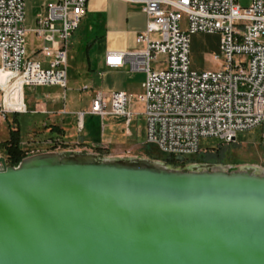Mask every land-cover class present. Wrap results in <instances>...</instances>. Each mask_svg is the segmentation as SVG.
Instances as JSON below:
<instances>
[{"label": "water", "instance_id": "95a60500", "mask_svg": "<svg viewBox=\"0 0 264 264\" xmlns=\"http://www.w3.org/2000/svg\"><path fill=\"white\" fill-rule=\"evenodd\" d=\"M0 264H264V174L92 155L42 154L15 167L0 158Z\"/></svg>", "mask_w": 264, "mask_h": 264}, {"label": "built area", "instance_id": "2783aa9c", "mask_svg": "<svg viewBox=\"0 0 264 264\" xmlns=\"http://www.w3.org/2000/svg\"><path fill=\"white\" fill-rule=\"evenodd\" d=\"M25 0H0V116L27 113L25 87L67 85L70 39L85 15L88 0H46L47 14L33 33L41 46L26 55ZM141 5L145 29L137 50L109 52L105 66L144 74L137 99L145 120V144L165 157H190L199 140L223 144L239 132L264 125V0L240 8L236 0H122ZM218 34L220 67L190 68V37ZM159 56L164 59L152 66ZM132 95L93 92L88 114L121 118L126 133L132 119ZM84 114H79L82 129Z\"/></svg>", "mask_w": 264, "mask_h": 264}, {"label": "rangeland", "instance_id": "374dc122", "mask_svg": "<svg viewBox=\"0 0 264 264\" xmlns=\"http://www.w3.org/2000/svg\"><path fill=\"white\" fill-rule=\"evenodd\" d=\"M25 50L26 55L31 56L33 51L39 47L38 41L33 35L34 21L37 14V1L25 0ZM240 8H247L250 0H236ZM96 20V19H94ZM89 22L81 24L73 40L69 42L68 56L74 53L76 63L84 59V53L80 50V42L89 41L91 32L88 30ZM93 24H96L95 21ZM100 26V25H99ZM94 26L92 36H100L101 29ZM218 34L196 33L190 37V68L196 72L215 71L219 69L222 59L219 57ZM264 43V38L261 39ZM164 59L159 56L152 66L158 65ZM74 63V66H76ZM73 63L68 60L67 86L65 89L59 87H25L24 101L26 106L29 102L49 103L56 105L57 109H63L60 117L64 120V126L68 132L77 134L79 122V111L83 114V133L90 135L92 139L100 140L92 144V147L77 149L76 144H65L66 140L61 135H52L49 126L55 120H37L31 113L16 116H0V158L7 163V155L1 147L8 140L9 132L16 128L20 131V148L26 157H33L42 154L59 155H92L102 159H114L138 161L141 159L150 162H162L165 156L157 152L152 146L145 144V120L142 115V105L138 102L141 90L132 91V119L129 126L130 136H127L123 119L107 118L104 122L98 117L89 115L86 111L91 98L88 96L93 90L90 79L82 76V71L72 67ZM52 116V115H51ZM39 118V117H38ZM36 121V122H35ZM73 153V154H72ZM184 162H170L173 167L186 170L192 165L212 164L217 167H224L231 171L252 166L264 174V125L254 129L239 132L235 141L223 144L219 139L208 137L199 140V152L190 157H184ZM9 166V165H8Z\"/></svg>", "mask_w": 264, "mask_h": 264}, {"label": "crops", "instance_id": "0c3cea01", "mask_svg": "<svg viewBox=\"0 0 264 264\" xmlns=\"http://www.w3.org/2000/svg\"><path fill=\"white\" fill-rule=\"evenodd\" d=\"M36 1L38 7L36 9L37 14L34 21L35 27L38 18L45 17L47 14V1ZM89 20L91 23L88 25V30L91 32V39L89 41L78 43V45L81 46L80 50L84 53V59L80 62V65H78L74 53L68 56L67 52V70L69 60L70 63H73L72 67L82 71L83 77L90 79L93 85V90L88 95L90 98H92L93 92H102L105 95H109L112 92L121 91L132 95L134 89H139L142 93V83L144 81L143 73L130 71L126 64L120 68L105 66L107 53L133 51L139 48L135 43V38L138 33L145 29L146 23V18L142 12L141 5L130 4L122 0H88L85 8V15L82 18L79 27L81 24L89 22ZM94 21L96 24H93ZM94 26L100 27V36H92L95 28ZM77 31L78 30L72 35L70 42L73 40ZM38 43L40 47L41 42L38 41ZM39 47H37L33 53H35ZM74 63H76V66H74ZM89 107L90 103H88L85 112L88 113ZM26 108L27 113H31L37 118V120L46 122L52 117V120L57 121L49 126V132L52 135H61L64 137L66 140L65 144H76L77 149H79L80 147H92V144L100 141L92 139L90 135L83 133V124L82 129H78L77 134L68 132V129L64 126V120L60 117L64 110L57 109L56 105L52 102L47 104L40 102L31 104L29 102ZM78 113L83 114L84 112L79 111ZM107 118L114 117L99 119L101 122H104ZM54 127L58 128L60 134L53 130ZM126 134L127 136H130L129 129Z\"/></svg>", "mask_w": 264, "mask_h": 264}, {"label": "trees", "instance_id": "16d2710c", "mask_svg": "<svg viewBox=\"0 0 264 264\" xmlns=\"http://www.w3.org/2000/svg\"><path fill=\"white\" fill-rule=\"evenodd\" d=\"M56 133L60 134L58 128L54 127ZM20 131L19 129L11 130L9 132V138L2 144V148L5 150L7 155V163L9 166L15 167L17 166L24 158H26V154L20 148ZM164 161L166 163L176 162L174 157H165Z\"/></svg>", "mask_w": 264, "mask_h": 264}]
</instances>
